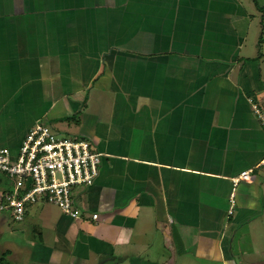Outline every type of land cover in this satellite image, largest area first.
Segmentation results:
<instances>
[{"label": "crops", "instance_id": "1", "mask_svg": "<svg viewBox=\"0 0 264 264\" xmlns=\"http://www.w3.org/2000/svg\"><path fill=\"white\" fill-rule=\"evenodd\" d=\"M262 101L264 0H0V148L46 122L103 155L39 264H264Z\"/></svg>", "mask_w": 264, "mask_h": 264}, {"label": "built area", "instance_id": "2", "mask_svg": "<svg viewBox=\"0 0 264 264\" xmlns=\"http://www.w3.org/2000/svg\"><path fill=\"white\" fill-rule=\"evenodd\" d=\"M253 110L264 127V101L254 104ZM102 157L86 139L62 137L51 126L36 125L27 133L18 153L0 148V184L5 180L12 183L11 191L0 196V211L12 212L16 221L23 222L30 206L48 203L72 219H80L84 211L74 190L94 185ZM255 169H264V158ZM252 172L243 171L233 179L234 186L250 181ZM91 219L100 221V215L93 213Z\"/></svg>", "mask_w": 264, "mask_h": 264}, {"label": "rangeland", "instance_id": "3", "mask_svg": "<svg viewBox=\"0 0 264 264\" xmlns=\"http://www.w3.org/2000/svg\"><path fill=\"white\" fill-rule=\"evenodd\" d=\"M48 126L49 123H43ZM61 133L62 137H67L68 134L63 129L59 127H53ZM12 183L9 181H4L0 184V196L3 192L11 191ZM32 205L28 208V218L23 222H18L13 217L12 212L0 211V257L6 251H11L12 254L7 258L9 264H39L34 262L35 249L38 244H41V233L46 234L45 229H53V224L50 222V216L48 214H54L57 216L62 213L56 206L52 204L45 203L43 205ZM41 209V210H39ZM37 210V211H36ZM33 211V212H32ZM32 212V213H31ZM31 213V214H30ZM37 213L38 215L43 213L40 220H33L31 215ZM35 219V218H34ZM37 227V229L35 228ZM47 239L49 242L54 241V238L48 235ZM46 239V240H47ZM53 244L51 243V246ZM151 254V252L149 253ZM60 256V255H59ZM145 257H148V252H145ZM48 264H77V262H70L69 258L64 257L60 259L59 257Z\"/></svg>", "mask_w": 264, "mask_h": 264}, {"label": "trees", "instance_id": "4", "mask_svg": "<svg viewBox=\"0 0 264 264\" xmlns=\"http://www.w3.org/2000/svg\"><path fill=\"white\" fill-rule=\"evenodd\" d=\"M12 254L11 251H6L5 253H3L0 257V264H9L7 262V258Z\"/></svg>", "mask_w": 264, "mask_h": 264}]
</instances>
